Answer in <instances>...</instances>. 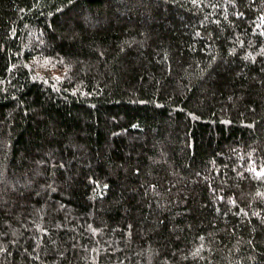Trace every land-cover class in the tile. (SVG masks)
Wrapping results in <instances>:
<instances>
[{
	"label": "trees",
	"instance_id": "obj_1",
	"mask_svg": "<svg viewBox=\"0 0 264 264\" xmlns=\"http://www.w3.org/2000/svg\"><path fill=\"white\" fill-rule=\"evenodd\" d=\"M0 264H264V0H0Z\"/></svg>",
	"mask_w": 264,
	"mask_h": 264
}]
</instances>
